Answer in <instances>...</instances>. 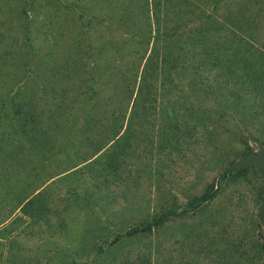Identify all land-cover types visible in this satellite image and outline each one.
Returning <instances> with one entry per match:
<instances>
[{"label": "trees", "instance_id": "trees-1", "mask_svg": "<svg viewBox=\"0 0 264 264\" xmlns=\"http://www.w3.org/2000/svg\"><path fill=\"white\" fill-rule=\"evenodd\" d=\"M93 1L96 10L85 8L82 0L73 5L82 29L77 42L93 51L92 63L79 60L81 66L69 74V78L78 77L74 87L62 79L46 83L50 99L46 113L37 111L27 71L20 75L15 93L13 69L0 74L12 83L1 82L0 91L8 89L7 99L15 105L10 119L0 112V125L11 128L9 136L5 129L0 133V140L8 137L14 150H22L25 141L38 144L50 139V144L62 133L59 128L64 123H76L78 131L74 147L70 135L57 149L54 143L32 148L38 161L22 159L37 175L59 152L73 154L65 160L67 164H57L58 172L48 174L33 191L20 197L11 215L19 209L29 220L40 218L44 204L36 199L47 182L60 174L82 172L83 166L106 155L104 150L110 151L111 160L119 161L114 165H120L119 158L124 160L127 149L139 151L142 144L151 160L154 153L163 165L189 158L194 167V159L207 154L220 127L227 125L233 126L248 149L252 141L264 144V138L253 136L256 126L264 129V0ZM101 28L103 34L94 38V30ZM40 72L34 77H40ZM78 92L81 101L75 106ZM162 112L169 117L166 121ZM1 148L6 146L0 143ZM247 169L235 168L222 175ZM220 190L221 183H207L186 202L185 210L211 202ZM175 213L174 209L163 210L128 229L97 234L89 256L74 263L109 264L112 247L122 239L150 232ZM11 215L0 222V236L8 230L7 237H12L10 233L16 230L15 222L21 217ZM122 255L118 252L111 258L114 264H127V256ZM142 256L130 264H152L151 253Z\"/></svg>", "mask_w": 264, "mask_h": 264}, {"label": "rangeland", "instance_id": "rangeland-1", "mask_svg": "<svg viewBox=\"0 0 264 264\" xmlns=\"http://www.w3.org/2000/svg\"><path fill=\"white\" fill-rule=\"evenodd\" d=\"M82 1L85 8L94 10V1ZM76 2L0 0V74L13 69L15 93L20 75L27 71L39 113L42 109L46 113L50 100L46 83L62 79L74 87L78 77L69 78V74L81 66L79 60L92 63L93 51L77 42L82 29L80 15L73 7ZM103 31L94 30L93 37ZM180 40L181 37L177 41ZM107 42L111 44L112 38ZM38 71L40 77H34ZM55 71L56 75L52 73ZM1 82L12 84L4 75H0ZM7 92L8 89L0 91V112L10 119L15 105L8 101ZM80 101L78 92L74 105ZM162 114L166 121L169 117ZM75 125L64 123L59 128L62 133L50 144L57 149L72 135L74 147L78 138ZM3 126L0 133L5 129L9 136L11 128ZM262 130L256 126L253 136L264 138ZM218 132L207 154L194 159V167L189 158L163 165L154 153L151 160L145 153L148 148L142 144L139 151L127 149L124 160L119 158L120 165H114L119 161L111 160L110 151L104 150L107 154L91 166H83L82 172L60 174L47 182L36 199L44 204L43 214L30 220L19 209L11 215L18 199L33 191L48 174L58 172L57 164H67L65 160L73 154L59 152L36 175L22 159L38 161L32 148H43L50 139L38 144L25 141L22 150H14L13 141L2 137L0 143L6 148L0 149V222L10 215L21 218L15 222L12 237H7L8 230L0 236V264H75L89 256L97 234L128 229L167 209H174L175 215L150 232L122 239L119 246L112 247L108 263L114 264L111 258L120 252L127 256V264L147 253L153 256L152 264H263L264 223L258 212L264 194V169L253 166L241 173L222 174L231 161L264 144L252 141L248 149L232 125L220 127ZM105 165L108 170L103 172ZM212 181L221 183L216 198L195 210H185L186 202Z\"/></svg>", "mask_w": 264, "mask_h": 264}, {"label": "water", "instance_id": "water-1", "mask_svg": "<svg viewBox=\"0 0 264 264\" xmlns=\"http://www.w3.org/2000/svg\"><path fill=\"white\" fill-rule=\"evenodd\" d=\"M253 166L261 167L264 169V147L259 146L257 151H253L246 155L245 157L238 158L236 160L231 161L227 164L223 171L239 168H250ZM258 217L261 223H264V194L261 199V204L259 207Z\"/></svg>", "mask_w": 264, "mask_h": 264}, {"label": "crops", "instance_id": "crops-1", "mask_svg": "<svg viewBox=\"0 0 264 264\" xmlns=\"http://www.w3.org/2000/svg\"><path fill=\"white\" fill-rule=\"evenodd\" d=\"M92 1H93V0H92ZM101 6H103V8H102V9H103V12H105V7H104L105 5L102 3V5H101ZM93 7H94V4H93ZM94 8H95V7H94ZM94 10H95V9H94Z\"/></svg>", "mask_w": 264, "mask_h": 264}]
</instances>
